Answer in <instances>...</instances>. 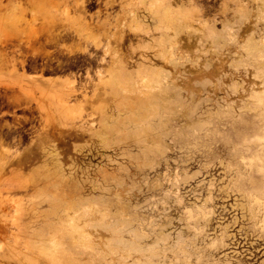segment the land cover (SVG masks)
<instances>
[{
	"label": "rangeland",
	"instance_id": "1",
	"mask_svg": "<svg viewBox=\"0 0 264 264\" xmlns=\"http://www.w3.org/2000/svg\"><path fill=\"white\" fill-rule=\"evenodd\" d=\"M0 264H264V0H0Z\"/></svg>",
	"mask_w": 264,
	"mask_h": 264
},
{
	"label": "bare ground",
	"instance_id": "2",
	"mask_svg": "<svg viewBox=\"0 0 264 264\" xmlns=\"http://www.w3.org/2000/svg\"><path fill=\"white\" fill-rule=\"evenodd\" d=\"M79 1V0H78ZM142 1H148V2H151V4L152 5H155V4H157V3H160V2H162L163 0H142ZM85 3V2H84ZM131 18H132V22H134V23H137L138 21H139V17H138V15L137 14H133L132 16H131ZM66 34V33H65ZM64 34V35H65ZM61 35V34H60ZM70 35V34H69ZM66 37H68L69 39H73V37H71V36H66ZM68 38L66 39V40H68ZM62 39H64V36H59V38H58V41L59 40H62ZM56 41V40H55ZM57 41V42H58ZM65 41V40H64ZM60 42V41H59ZM111 50V47H108V50ZM107 50V51H108ZM74 51H70V54H72ZM105 53H106V51H105ZM114 55V57L112 58V62H111V71L109 72V73H113V74H115V75H120V71H119V63H120V54H118V52H116V53H114L113 54ZM102 62H104L105 61V59L103 58L102 60H101ZM113 74H111V75H113Z\"/></svg>",
	"mask_w": 264,
	"mask_h": 264
}]
</instances>
